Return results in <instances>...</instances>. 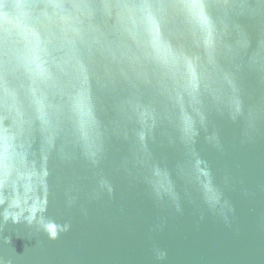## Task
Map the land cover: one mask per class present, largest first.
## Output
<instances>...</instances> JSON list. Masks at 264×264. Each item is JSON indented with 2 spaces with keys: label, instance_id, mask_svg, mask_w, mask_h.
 <instances>
[{
  "label": "water",
  "instance_id": "water-1",
  "mask_svg": "<svg viewBox=\"0 0 264 264\" xmlns=\"http://www.w3.org/2000/svg\"><path fill=\"white\" fill-rule=\"evenodd\" d=\"M0 264H264V0H0Z\"/></svg>",
  "mask_w": 264,
  "mask_h": 264
}]
</instances>
